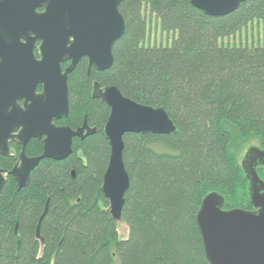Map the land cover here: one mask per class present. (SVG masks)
<instances>
[{"label": "trees", "instance_id": "16d2710c", "mask_svg": "<svg viewBox=\"0 0 264 264\" xmlns=\"http://www.w3.org/2000/svg\"><path fill=\"white\" fill-rule=\"evenodd\" d=\"M119 12L125 31L99 81L137 104L164 109L175 127L169 135L123 137L130 185L120 221L128 236L118 238L101 190L110 148L100 131L81 146L75 141L68 162L42 161L23 189L6 182L0 264H210L196 224L202 200L216 193L224 211L254 209L241 159L250 147L264 150V41H229L264 25V0L223 17L190 0H121ZM148 16L171 36L168 44L146 43ZM78 104L66 121L72 128L86 113L91 120ZM101 108L102 130L109 109ZM256 170L264 181V167Z\"/></svg>", "mask_w": 264, "mask_h": 264}, {"label": "water", "instance_id": "95a60500", "mask_svg": "<svg viewBox=\"0 0 264 264\" xmlns=\"http://www.w3.org/2000/svg\"><path fill=\"white\" fill-rule=\"evenodd\" d=\"M23 1L26 0H19L20 3ZM29 1L34 7L46 4V12L36 16L40 22V27H37L40 31L38 37L43 40L42 60L36 62L30 54L29 62L48 75L44 79L46 96L32 98L28 111L33 122L22 137L25 143L32 137L45 136V140L40 157L25 159L22 152L20 167L11 171L18 180V190L26 187L30 171L41 160L61 162L72 154V139L80 137L86 125L72 131L69 128H55L51 124L52 119L66 117L68 114L67 74L82 57H88L89 64L98 70H107L113 63V45L122 38L125 31V22L119 12L121 0ZM247 1L251 0H190V4L208 16L223 17ZM66 59L71 60V65L61 74L60 64ZM96 94L101 96L110 109L103 129L110 155L101 190L109 203L111 218L118 222L122 217L124 197L130 185L123 163L124 135L163 136L173 133L175 127L164 109L137 104L124 98L114 86ZM6 101L8 98L3 101L0 98V113L5 111ZM91 132L87 130L86 136ZM9 133L0 123V147ZM257 166L264 167V150L250 147L241 159V167L248 181L250 202L256 211H224L223 198L216 193L207 195L201 202L196 224L210 264H264V182L257 175ZM74 177L72 172L71 178ZM46 209L47 204L38 221L36 237H39V223Z\"/></svg>", "mask_w": 264, "mask_h": 264}, {"label": "flooded vegetation", "instance_id": "af4514ba", "mask_svg": "<svg viewBox=\"0 0 264 264\" xmlns=\"http://www.w3.org/2000/svg\"><path fill=\"white\" fill-rule=\"evenodd\" d=\"M45 12L46 4L34 7L29 0L21 3L19 0H0V98L2 101L8 98L9 101L5 103V111L3 110L0 113V123L3 128L10 132L3 146L0 147V197L9 179H12L18 188V180L11 174V171L20 167L22 152L25 159H35L43 153L45 136L32 137L25 143L22 134L33 122V117L28 111L32 105V98L46 96L44 79H46L48 73L46 74L44 70L29 62L30 54L36 62L42 60L41 47L43 40L38 37L40 31L37 30V27H40V22L36 19V16L43 15ZM70 65L71 60H64L60 64L61 74H64ZM110 67L107 70L100 71L94 65L89 64L88 57H82L77 61L73 70L67 74L68 114L66 117L52 119L51 124L55 128H69L72 131L82 128L84 124L86 127L81 132L80 137L72 139V154L61 162H68L73 155L75 141L81 146L96 133L103 132L106 122L101 130L97 118L99 113L104 114L101 107H106V110L109 107L100 98L101 96L96 93H103L106 88L111 87L105 86L99 81L100 75L108 71ZM71 82L75 83L76 88ZM83 86L85 90H83ZM95 86L97 87L96 91L94 90ZM15 97L17 99H14ZM86 98L88 99L86 100ZM76 102L79 103L77 107L88 110L90 119L93 120L94 118L95 120L89 122L86 113L82 122L72 124V128L66 124V121L70 114L71 105ZM85 102L86 104H84ZM87 130L92 132L86 136ZM42 161L53 160L43 159L38 165ZM38 165L30 171L29 180ZM69 172L70 176L72 172L75 175V170L71 169ZM260 180L263 181L262 178ZM253 211L256 210L253 209L249 212Z\"/></svg>", "mask_w": 264, "mask_h": 264}, {"label": "rangeland", "instance_id": "374dc122", "mask_svg": "<svg viewBox=\"0 0 264 264\" xmlns=\"http://www.w3.org/2000/svg\"><path fill=\"white\" fill-rule=\"evenodd\" d=\"M150 24H149V29L147 32V40L146 43L148 45H153V44H161L165 45L168 44L169 41L171 40L170 35H166L163 33H160L158 27L156 26L155 19L152 16H148ZM147 18V19H148ZM264 41V25L263 24H254L252 25L248 30L242 32V34L234 37L229 41L230 44H235V45H260ZM71 84L74 85L75 83ZM76 88V87H75ZM251 145H254V141H250ZM154 146V145H152ZM154 148H156L157 151H163V148L159 145H156ZM246 151L243 152V155L245 154ZM12 163L10 164L11 167ZM7 168L8 165H6ZM262 177L264 178V172L262 173ZM115 227L117 229V236L119 239H126L128 236V228L125 225L123 221H119L115 224Z\"/></svg>", "mask_w": 264, "mask_h": 264}]
</instances>
